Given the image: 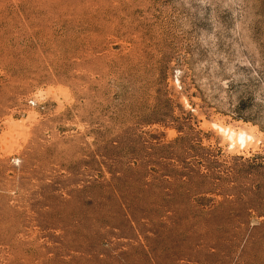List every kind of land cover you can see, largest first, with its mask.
Returning a JSON list of instances; mask_svg holds the SVG:
<instances>
[{
    "label": "rangeland",
    "instance_id": "rangeland-1",
    "mask_svg": "<svg viewBox=\"0 0 264 264\" xmlns=\"http://www.w3.org/2000/svg\"><path fill=\"white\" fill-rule=\"evenodd\" d=\"M0 264H264V0H0Z\"/></svg>",
    "mask_w": 264,
    "mask_h": 264
},
{
    "label": "bare ground",
    "instance_id": "bare-ground-1",
    "mask_svg": "<svg viewBox=\"0 0 264 264\" xmlns=\"http://www.w3.org/2000/svg\"><path fill=\"white\" fill-rule=\"evenodd\" d=\"M225 131L227 132V135L232 139V142H233V139L235 138V141L233 142V144H235L237 141H239L241 143V145H242L246 141L248 142V140H247L248 138H251L250 134H248V133H246L244 131H240V130L239 131H235L234 129H230L228 127L225 128ZM243 146H244V144H243Z\"/></svg>",
    "mask_w": 264,
    "mask_h": 264
}]
</instances>
